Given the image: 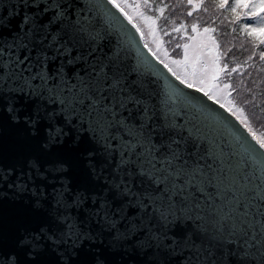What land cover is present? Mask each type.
Instances as JSON below:
<instances>
[{
  "label": "snow or ice",
  "instance_id": "6c2138e0",
  "mask_svg": "<svg viewBox=\"0 0 264 264\" xmlns=\"http://www.w3.org/2000/svg\"><path fill=\"white\" fill-rule=\"evenodd\" d=\"M175 2L0 0V264H264V79ZM211 3L264 73V0Z\"/></svg>",
  "mask_w": 264,
  "mask_h": 264
},
{
  "label": "rangeland",
  "instance_id": "374dc122",
  "mask_svg": "<svg viewBox=\"0 0 264 264\" xmlns=\"http://www.w3.org/2000/svg\"><path fill=\"white\" fill-rule=\"evenodd\" d=\"M170 5H175V10L171 9L170 17L177 22L184 19V13L188 10L186 5H181L176 3L175 0H167ZM208 8L207 12L203 10H198L194 13L192 18H188V22L190 23L192 19L199 17V21L203 24L205 21L211 23L213 19L216 20V26L220 32V42L222 45V51L226 53V59L230 67H237L238 71L234 73L231 77V83L236 88V98L239 102L247 103L254 99L253 93L254 91H258L257 85L252 83V80H261L264 79V73H260L259 75L256 72V66H258L259 61L255 62L254 68H249L244 61L246 60L250 50L251 45L247 40H243L238 38L231 31H228L227 28L229 25L226 21L221 23L223 17L215 10L214 6L208 1L206 4ZM225 15V14H224ZM165 39H168L167 37ZM176 42L175 38H173L172 43L168 45L169 48L173 46ZM231 50V51H229ZM175 54V53H173ZM251 73V77H249L248 73ZM243 73V75H241ZM264 86V85H261ZM255 102L258 104L260 102V98L258 96L255 97ZM251 108V104H249ZM264 120V117H261ZM257 127H259V122H257Z\"/></svg>",
  "mask_w": 264,
  "mask_h": 264
},
{
  "label": "trees",
  "instance_id": "16d2710c",
  "mask_svg": "<svg viewBox=\"0 0 264 264\" xmlns=\"http://www.w3.org/2000/svg\"><path fill=\"white\" fill-rule=\"evenodd\" d=\"M210 3H211V0H208ZM165 3L166 4H168V5H170L169 3H168V1L167 0H165ZM212 4V3H211ZM213 5V4H212ZM225 15H227V13H224ZM165 15H167V16H169L170 17V15H171V8L168 10V11H166V13H165ZM161 23H164L163 21H161ZM227 30L228 31H231V26L229 25V27L227 28ZM217 37H218V39H219V41H220V37H219V35H220V32H219V29H218V32H217ZM236 35V34H235ZM238 38H241V37H239L238 35H236ZM244 40H246V39H244ZM221 43V42H220ZM257 68H259L260 67V62H259V64H258V66H256Z\"/></svg>",
  "mask_w": 264,
  "mask_h": 264
}]
</instances>
